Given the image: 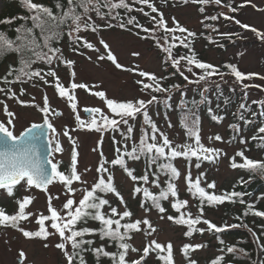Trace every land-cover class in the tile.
<instances>
[{"label":"rangeland","instance_id":"obj_1","mask_svg":"<svg viewBox=\"0 0 264 264\" xmlns=\"http://www.w3.org/2000/svg\"><path fill=\"white\" fill-rule=\"evenodd\" d=\"M112 2H118V0H112ZM243 3L244 0H222L221 5L212 3L203 5L205 11L201 12L199 10L201 5L192 2L184 4L183 0H167L166 2L164 0H155L156 8L160 12H163L170 27L173 26L172 18L175 17L182 26L197 34L193 38L194 45L202 50L206 62L215 65L218 71L223 74L222 79L221 76L214 75L208 78L207 81L195 83L198 79V74H202L203 70L193 66L192 72H188L185 63L181 61L180 67L177 70L180 73L183 72V75L179 78V81L183 85L175 93L174 98L179 100L184 94L193 95L197 93L196 96H199L200 93L205 95L207 92L210 96H215L216 93H219L217 91H222L229 95V97L236 98V103L238 104L236 106L240 107L241 104L245 105L242 108L244 115L248 116V111L252 108L260 119L255 125L245 130L242 127L244 121L240 122V130L233 137L232 132L236 129L230 126L234 123L231 115V112L235 108L234 104L221 120L211 121L204 112L203 120L199 128L201 143L206 147L222 149V154L213 160L193 157L190 166L187 165L186 160L182 158L177 159V164L181 169L178 185L180 191L188 201L184 209H187V211L194 215H196L197 209L193 204V199L190 195H185L186 189L188 188L186 182L188 173H191L192 179L199 177L202 186L208 187L209 184L215 182V188L210 189L217 193H225L239 175V170L231 167V158L239 149L246 147H250L249 154H258L254 143H264V141L259 139H253L254 136L258 135L257 129L264 126V115H260L264 111V108L258 103L264 101V79H261V77H264V41L258 38L251 30L242 29L240 25L235 24L232 20L225 19L221 15V13H225L229 16H234L242 23H248L264 31V0H251L249 4L241 7L240 5ZM228 4L237 7L238 11L232 13L229 7L226 6ZM3 9L4 1L0 0V14ZM151 14L152 16L158 15V13L153 12ZM213 15L218 16L219 19L215 21L205 19V17ZM113 20L116 21L115 18ZM205 24L211 25L212 27L206 28ZM133 25H129L131 28L124 29L120 28L119 24H115L113 27L99 26L96 32L90 29H82L80 33L74 34L94 44L99 49V52L81 46L83 41H80L79 44H74L73 40L70 39L65 44L62 49V55L66 60L70 59L75 61V82L78 84H86L90 89L77 88L72 90L78 100L76 110L70 107V102L66 97L62 98L58 95V91L54 85L45 83L27 85L26 94L20 95L18 98L19 100L28 102L26 105H21L17 99L5 97L4 100H0V121H6L7 119L3 111V104L7 103L9 110L16 113L14 133L19 134L31 125V123L42 121V115L36 105L43 106V98L47 95L51 108L63 113V115L51 117L56 133L59 134L57 138L64 148L62 153L53 152L52 159L55 162L59 161L64 164H71L73 146L69 139L63 135L64 129L67 128L71 137L76 140V150L79 153L77 157V170L82 174V180L86 182L84 184L74 182L72 185L76 189L74 196L68 193L67 188L59 182H54L49 185L47 193L35 187L26 190L24 182L15 188L13 196H9L5 190L0 189V203L6 204L12 213L18 211L17 202L24 196H32L34 198L32 203L26 208V212H31L33 215L29 216L28 220L21 221L20 227L30 231L38 229V214L43 213L44 215H49V194L53 197H59L58 199L52 200V206L60 210L63 215L64 210L62 209V205L66 202V199L71 197L78 202L82 198L81 189L91 186L97 180V168L100 163L104 162L101 158V151L107 161H112L119 147L127 148L143 134L142 125L145 123V120L140 117L139 121V114L134 119H129L127 125L121 123L115 132L110 129L98 132L88 130L87 128H80L75 118V114L78 112L84 121L88 122L91 120V115H85L83 112L85 107L100 108L104 114L109 116L113 115L110 109L107 108L106 101L94 95L93 93L95 92L103 91L106 93L108 99H115L117 101L148 100L151 98V91L144 89L142 84L137 83L139 80H144V82L149 81L148 78L141 77L139 71L155 73L157 77L163 76L167 69V56L156 43V39L153 36H150L141 28L133 27ZM153 27L155 25L151 19L149 28ZM213 29H217L218 31H213ZM220 33H232L234 35L229 38L227 36H221ZM164 35L162 30H157L154 33L155 38L159 39L160 44L167 46L168 42L164 40ZM176 35L179 36L181 34L177 32ZM100 39H103L109 44L118 62L124 65V69H117L107 59H97L99 55L105 54L106 52L99 42ZM74 48L78 50L74 51ZM137 52L140 55L134 56L133 53ZM88 57H91V59H88ZM54 62L53 66H55L60 82L70 89L73 79L71 72L73 69L63 62ZM229 64L237 66L243 73H258L259 75L251 79H245L243 82L237 81L234 75L231 74V69L227 67ZM133 69H136V71H133ZM185 76L188 77L187 80H185ZM244 85H249V87L245 88ZM167 97L165 95L164 99ZM221 103H224V101H221ZM212 105H214V101ZM150 106L151 109L153 108L152 111H154L153 113L157 120L159 130L168 136L169 140L173 142V145L194 143V138L189 139L186 131L180 129L175 112L165 117L161 109L155 111L156 104H150ZM252 117L253 115H250V118ZM97 119H99L98 114ZM133 123H135L134 131L129 134L127 131L129 128L128 125H132ZM138 125L140 127L139 131ZM54 135L56 134L50 132L51 138ZM216 135L221 136L222 140L209 139V137H215ZM101 139L102 144L99 143ZM157 139L158 141L160 140L159 135H157ZM242 139L246 143H241ZM199 160H201L200 163H198ZM197 164H199V167H197ZM105 166L114 176V183L124 198L123 202H121L119 198L111 194V199L116 198L118 200L121 210H125L130 205L134 213V219L142 220L146 218L151 221L152 226L156 229L152 232L146 225H141L142 230L134 234L133 243L136 248L141 250L143 246L152 240L162 245L171 242L174 248L176 263L187 264L181 251V246L186 240L183 227L171 223L165 213H160L155 210L148 212L140 208L137 204L138 197L134 192V181L122 169L116 167V165L107 163ZM85 169L88 171H85ZM222 213V208L212 209L204 216L208 220L220 222ZM161 217L164 218L162 219ZM48 223L50 221L46 222V224ZM203 226L206 227L207 225L203 223ZM49 231L51 232L52 229L49 228ZM210 237L209 232L206 231L202 236H195L193 238L194 242L203 243L204 245V247L196 249L192 253V257L199 264H202L217 252L215 240ZM58 242H60L58 235L50 236L47 241L40 238L29 239L24 237L16 228L10 226L1 227L0 264H66L64 254L55 247V244ZM45 243L49 245L47 248L44 247ZM21 251L25 253L26 258L20 257L19 254ZM138 254L139 252H134L132 256ZM149 264H155L153 256L150 257Z\"/></svg>","mask_w":264,"mask_h":264},{"label":"snow or ice","instance_id":"obj_2","mask_svg":"<svg viewBox=\"0 0 264 264\" xmlns=\"http://www.w3.org/2000/svg\"><path fill=\"white\" fill-rule=\"evenodd\" d=\"M166 2V0H165ZM189 2L201 5L200 11L204 12L205 9L203 5H208L210 3L215 5H221L222 0H183L184 4ZM251 0H244V3L240 6L243 7L249 4ZM25 7L31 13L27 17H20L24 20L25 23L21 24L15 28L17 33L15 39L7 37L4 32H0V56H3L8 53H17L19 55V67L10 68L9 73L4 77L0 78L5 84L13 82H23L25 78L32 80L38 78L45 84L53 83L55 89L58 91V95L62 98L66 97L70 102V107L73 110L77 109L78 100L77 97L73 94L72 90L77 88H84L90 90L89 86L86 84H78L75 82V70L74 65L75 61L70 59H65L62 55V50L59 47L53 46L55 42L59 41L62 36L65 34L63 29L68 28L67 35L73 40L74 44H79L80 41H83L81 46L86 47L87 49H93L99 52V49L95 47L94 44L87 41L78 34L81 30H91L96 32L98 25L92 21V17L89 15L90 12H95V14L101 18L111 17L119 19V12L116 13L115 17H112V10L124 8L125 10L131 11V5L127 0H118V2H112V0H104L101 4V0H66V5H62L59 0H57L56 8L60 9L59 13L53 11L52 8L41 4L35 3L33 0H22ZM139 3L148 5L151 8L153 13H158L151 17L155 27L153 28H144L143 25L135 23V17H129L125 22L119 23V27L124 29L127 25H132L135 23L137 28H143V30L148 33L150 36H153L156 39V43L162 48V51L167 56V61H170L171 65L179 69L181 61L185 63V67L188 72H192L193 66L195 68L201 69L202 74H198V79L195 83L200 81H207L208 78L219 75L221 79L223 74L220 73L217 67L211 63L202 61L197 58L194 49L190 54L184 56H174L173 48L178 46L177 41L180 46L186 48L191 47V41L189 38H195L196 33L190 31L188 28L182 26L175 17L172 18L173 26H169L168 21L165 19L163 12H160L152 0H139ZM229 7L232 13L238 11L237 7H233L231 4L226 5ZM106 7L109 9L107 13L101 12V8ZM143 11V9H140ZM227 20H232L235 24L240 25L242 29L251 30L258 38L264 41V31L252 26L248 23H242L239 19H236L234 16H229L225 13H221ZM205 19L218 20V16L205 17ZM14 22V18H5L0 20V23L11 24ZM30 22L31 26H28ZM108 27H112L109 23ZM206 28H211V25L205 24ZM38 30V31H37ZM157 30H162L164 32V40L166 42L171 38V42L165 45H161L159 39L155 38L154 33ZM213 31H218L213 29ZM179 32L181 35L177 36L176 33ZM186 34V35H185ZM139 35V33H137ZM221 36L232 37V33H220ZM238 35V34H237ZM211 39V38H209ZM100 44L106 50L105 54L99 55L98 60L107 59L111 61L117 69H124V65L120 64L117 60V57L111 51V48L107 42L103 39H100ZM47 49V51H44ZM74 51L78 49L74 48ZM134 56H139L140 54L133 53ZM243 55V53H241ZM91 59V57H88ZM37 61H43L47 65H53V62H63L70 68H72L71 77L72 82L70 89L65 87L61 82L60 78L56 73V70L52 67H49L47 72H43L41 69H33L32 65ZM231 69V74L234 75L237 81L243 82L245 79H251L252 77L258 76V73H243L237 66L229 64L227 65ZM136 71V69H133ZM183 75V72L180 73ZM14 76V81H9L8 76ZM139 75L144 78H148L151 83H145L144 80L137 81L138 84H142L143 88L146 90H151L156 93L161 92H170V88H165L161 81L164 77H157L155 73H150L147 71H139ZM48 77H52L53 80L49 81ZM185 80L188 79L187 76L184 77ZM264 79V77H261ZM179 85L173 84L171 88H179ZM245 88H248L249 85H244ZM23 91V90H21ZM0 92H3L9 98L17 99L21 105H26L28 102L19 100L16 96L15 91L10 89L0 88ZM94 95L103 98L106 101V106L110 109L112 116L106 115L100 108H86L91 115V120L86 122L81 119L79 113L75 114L76 121L78 122V127L87 128L88 130H95L98 132H103L107 130H112L115 132L121 123L127 125L129 119H134L137 114H142L145 122L151 126V134L145 131L139 140L138 144H133L131 150H127L123 153L117 149V157L112 161H107L103 157L101 151V158L104 161L100 163L97 172L98 178L91 185L86 188H82V198L77 202L74 198H67L66 202L62 205L64 210L63 215L61 211L52 206V200L58 199L59 197H53L51 194L48 195V211L49 215H44L43 213L38 214L37 224L38 229L35 231L26 230L23 227H20L21 221L28 220L29 216H32L33 213L26 212V208L32 203V196H24L20 199L18 203V211L15 214H7L3 208H0V226H10L12 228L18 229L22 235L26 238H40L44 241H47L48 238L52 235H58L59 241L55 244V247L59 249L66 259V264H86L83 253L89 251L85 245H92L94 242L92 240H86L84 237L88 234L98 232L101 239L107 238L118 244L117 252H108L103 246L92 248L91 251L96 255L97 259L100 256L110 257L114 264H141V262L150 254V251H167L166 256L160 257L166 261V264H174L173 254H172V244L169 242L166 246L158 243L155 240L150 241L142 250V255L139 256L136 260L129 261L127 259L128 252H140V249L133 247L129 242L131 240L132 232H139L142 230L141 225H146L148 229L154 232L156 229L152 226L151 221L148 219H137L131 222L121 223V220L124 218H129L133 215L130 210L125 209L122 213L118 212L117 208H111V214H106L103 209L104 206L109 205V200L103 198L102 195L98 193H112L114 194L121 202H123V196L117 190L114 183V176L109 172V169L105 166L107 163L112 165L121 166L126 174L133 181H144L148 182L149 176L147 174L142 176L134 175V170L127 167V162L125 157L138 160L141 156H144L148 161L155 164L161 158L167 160V163L159 165L161 171L165 174H170L169 181L167 182L166 189L162 190L159 195H155L150 192L147 188H141L139 186L134 188V192L139 194L143 193V196L146 200H151L152 206L158 209L160 213L166 212V209L162 206L161 201L167 199L169 195L175 197L176 202L172 204V207L176 208L179 212L178 217L168 216L167 219L172 220L180 225H187L188 231L185 233L187 236H191L195 231H200L203 233L205 229H197L195 226L203 222L207 225V230L213 231L215 233H222L230 228L237 227H247L245 224H228L224 223L223 225L218 226L210 220L204 219V204L207 205H218L223 204L225 201L236 202L234 198L243 197L244 193L232 191L231 193H224L217 195L215 193H209L201 186L199 177L194 181L189 172L186 177V182L188 184V191L197 196L200 201V206L198 208V215L193 217L191 212H181L180 209L187 206V200H180L177 185L174 183V179L178 178L180 173L179 170L171 163L172 160L178 157L191 158L196 157L200 159L201 157L204 160H213L219 157L222 154V149H217L214 147H206L201 143V137L199 135V128L196 126L198 121H192L191 126L187 123H184L188 119L187 116L182 118V123L187 130V136L189 139L194 138V143H186L183 145H173V142L169 140L168 136L161 132L155 123L151 120V117L148 115V105L158 102V97L152 95L150 99H138L135 101H117L115 99H108L106 93L103 91L95 92ZM203 96V94H202ZM206 97H203L201 102H205ZM34 103V101H33ZM195 103V102H193ZM257 103V102H254ZM264 108V101L258 102ZM39 112L42 115L43 123H31L23 132L19 135L14 134L15 129V119L16 113L10 111L7 103L3 104V111L6 114V121H0V189H3L7 192L9 196L14 195L15 186L19 185L21 182H24L26 190L35 187L41 189L47 193L48 186L54 182H59L63 184L68 193L75 194L76 189L72 187L74 182H80L82 184L86 183L82 180V174L77 170V157L79 153L76 150V140L71 137L67 128L64 129L63 135L66 136L71 142L72 155H71V165L70 169L65 172L60 170V162H53L51 154L49 156H42L39 141L46 135L44 126H47V129L51 133L56 134L48 140V145L51 152L62 153L64 151L63 146L60 143V140L57 138L59 135L56 133V129L51 120L52 116L63 115L62 112L58 110H53L49 104L47 95L43 98V106L36 105ZM241 108H244L245 105L241 104ZM211 112V109H209ZM97 114L99 119H97ZM264 115V111L260 113ZM118 117V119H117ZM214 120H221L222 117L213 116ZM243 119V116H241ZM251 123V121H246ZM233 129H237L238 125H231ZM132 128H128V133L132 132ZM257 136H254L253 139H259L264 141V126H261L257 129ZM157 135H159L160 140L157 141ZM209 139H215L217 141L222 140V137L216 135L215 137H209ZM102 144V139L99 142ZM241 143H246L245 140H241ZM54 145V147H53ZM95 150V149H94ZM236 156L241 158L240 163L236 162ZM236 156L232 157L231 167L233 168H243L254 175H259L264 178V160H254L245 155L243 150H240L236 153ZM50 165V167H49ZM199 167V164H197ZM85 171H88L85 169ZM107 174V176H105ZM158 182V178L157 181ZM241 183H248V181L241 180ZM209 188H215V182L208 185ZM240 203H244L243 199L239 200ZM248 210L245 212V215L248 214V211H252L254 206L248 205ZM145 211L150 212L151 208H146ZM254 215L264 218V211H253ZM118 217V218H114ZM162 219L164 217H161ZM88 220L98 221L100 227L98 229L89 228V227H77L78 224L84 223L87 224ZM50 223L46 224V222ZM49 228L52 231H49ZM123 229V231H122ZM251 231V229H249ZM254 237L259 240V237L253 233ZM221 244L224 243L223 240L220 241ZM69 245L71 246V251H69ZM47 243L44 244V247H48ZM204 247L202 244H185L183 246V253L185 256H188L190 250H195ZM261 249H264V245H260ZM221 252H224L225 249H221ZM227 253H237L238 251L243 253V249H237L234 245L228 246L226 248ZM21 258H26L23 251L20 252ZM224 257L223 255L213 259L210 264H221ZM188 264H197V261L189 259ZM259 264H264V261H260Z\"/></svg>","mask_w":264,"mask_h":264},{"label":"trees","instance_id":"obj_3","mask_svg":"<svg viewBox=\"0 0 264 264\" xmlns=\"http://www.w3.org/2000/svg\"><path fill=\"white\" fill-rule=\"evenodd\" d=\"M4 1V9L2 13L0 14V20H4L5 18H14V22L11 24H5V23H0V32H4L7 37L11 39H15L17 33L15 32V28L20 26L21 24H24L25 21L20 19V17H27L31 13L29 10L25 7L24 3H22V0H3ZM165 1V0H164ZM167 1V0H166ZM172 1V0H171ZM35 3H41L44 4L50 8L53 9L54 12L59 13L60 9L56 8L57 0H33ZM59 2L62 5H66V0H59ZM104 0H101V4H103ZM155 4V0H152ZM128 3L132 6L131 11L125 10L124 8H119V9H114L112 10L111 16L115 17L116 13L119 12L120 16L119 19H116V21L113 20L111 17H105L101 18L95 14V12H90L89 15L92 17V21L95 22L96 25L98 26H103V27H108L107 25L110 23L112 27L115 24H119L121 22H125L129 19V17H135V23H138L140 25H143L144 28H149V24L151 22V8L148 5H144L139 3V0H129ZM140 9H143V11H140ZM109 11L108 8L102 7L101 12L107 13ZM135 23L133 27L135 26ZM28 26L30 25V22H28ZM136 27V26H135ZM126 28H131V26L127 25ZM143 29V28H141ZM38 31V30H37ZM64 35L62 38L55 42L53 46L59 47L61 50L65 46L66 43L70 41V37L67 35L68 28L65 27L63 29ZM145 32V31H144ZM145 34V33H144ZM147 35V34H145ZM191 41V47L186 48L184 46H180L179 42L177 41L176 47L173 48V54L175 56H184L187 54H190L192 50L194 49V52L197 56L198 59L205 61L206 58L202 52L201 49H198L194 45L193 38H189ZM171 40L168 41L170 43ZM44 51H47V49H44ZM55 62H53L54 65ZM49 66L43 61H37L32 65L33 69H41L43 72H47L49 67H52L55 69V66ZM18 68L19 67V55L17 53H8L3 56H0V78L4 77L9 73L10 68ZM167 69L165 70L163 76L164 79L161 81L162 85L165 88H170V92H161V93H156L151 90L152 95H156L158 97V102H154L152 104H156L155 111L158 109H161L164 112L165 117H168V115L172 112H175L176 114V119L179 124L180 129L185 130L187 134V130L184 127V123H187L189 126H191L192 121H198L197 127L200 128L202 120H203V114L204 112L208 117L213 120V116H218V117H223L225 116L226 112L231 109L232 105H235L234 110L231 112L232 117H233V124L232 125H238V128L232 132V136L235 137L240 130L239 123L244 121L243 123V129H249L253 125H255L257 122L260 121L259 117H257V113L252 110V108L248 111V116L243 114L242 108L236 106L238 105L236 103V98L234 99L233 97H229V95L225 94L222 91H217L219 93H216L215 96H210L209 93L207 92L205 95L202 96L200 93L199 96H196L197 93L193 95H186L184 94L182 98L175 99V93L179 90L180 87H182L183 83L179 81V78L181 77L180 72L177 70V68L168 61L166 64ZM58 75V74H57ZM9 81H14V76L9 75L8 76ZM49 81H52V77H48ZM145 83H151V81H146ZM29 84H43L41 80L38 78L28 80L25 78L23 82H13V83H8L5 84L2 79H0V88H5V89H10L12 91H15L16 96L19 98L20 95H25L26 94V87ZM173 84L179 85V88H171ZM49 85H54L53 83H49ZM23 90V91H21ZM222 92V93H221ZM151 95V96H152ZM167 95L168 97L164 99V96ZM6 98H9V96H6L3 92H0V100H4ZM203 97H206L207 100L205 102H201ZM236 97V96H235ZM14 99V98H10ZM214 101V105H212V102ZM221 101H224V103H221ZM195 102V103H193ZM153 109V108H152ZM151 106L148 105L147 111L148 115L151 117V120L155 123V125L158 127L157 120L155 119L154 111H152ZM211 109V112L209 111ZM242 112V113H241ZM250 115H253L252 118H250ZM187 116L188 119L182 123V118ZM241 116H243V119H241ZM139 121L140 117L141 119L144 120V117L142 114L138 115ZM246 121H251V123H247ZM264 123V122H263ZM135 123L132 125L129 124L128 126L131 127L133 130L131 133H133L134 128H135ZM231 127V126H230ZM139 125H138V131H139ZM143 128V133L147 131L149 135L151 134V126L148 125L146 122L142 125ZM141 128V129H142ZM140 138L136 141L133 142L130 146L127 147V150H131L133 144H138ZM158 141V139H157ZM255 149L258 151V154L251 155L249 154L250 147L246 148H241L240 150H243L245 152V155L249 158H252L254 160H264V143H254ZM121 153L125 151L124 147H119L118 148ZM236 155V154H235ZM234 155V156H235ZM233 156V157H234ZM117 157H114V159ZM182 158L186 160V163L188 166H190V163L192 162V158H184V157H178L175 158L174 160L171 161V163L179 170V177L174 179V183L177 185L178 193H179V199L180 200H186L184 194L180 191L179 185H178V179L181 176V169L179 165L177 164V159ZM126 162H127V167L129 169L134 170V175L136 176H142L147 174L149 176V180L147 183L144 181H134V188L139 186L141 188H147L150 192H152L155 195H159V193L166 189L167 187V182L169 181L170 174H165V172L161 171L159 168L160 164L167 163L168 161L165 160L164 158H161L158 160L155 164L151 163L148 161L144 156H141L140 159L138 160H133L130 158L125 157ZM201 160L198 161L200 163ZM232 162V161H231ZM236 162L240 163L241 158L239 156H236ZM131 163V164H130ZM71 164H64L63 162H60V170L67 172L70 169ZM119 169H122L124 172L125 170L119 166L116 165ZM239 170V175L237 179L233 182V184L225 191V193H231L232 191L236 192H242L244 193L243 197L241 198H234L236 199V202H229L225 201L223 204H218V205H212L209 206L207 203L204 204V213L203 216L209 212L212 209H219L222 208L223 213L220 216L221 221L217 222L216 220H210L213 223L217 224L218 226L223 225L224 223L228 224H245L247 227H237V228H230L222 233H215L213 231L207 230V226H203V222H201L199 225H196L195 227L197 229L203 228L205 231L201 233L200 231H195L191 236L185 235V233L188 231V226L187 225H180L177 224L176 222L171 221V223L179 225L180 227H183L184 229V235H185V241L181 246V249H183V246L185 244H202L199 242H194L193 238L195 236H202L206 231L209 232V235L211 236L210 238L215 240V247L217 249V252L215 255L210 257L209 259H206L202 264H210V262L215 259L218 256L223 255L224 259L221 262V264H259L260 261H264V249H261L260 245H264V218L254 215L253 211H264V178L260 177L259 175H254L250 173L249 171L243 169V168H236ZM126 173V172H125ZM158 178V182L157 181ZM195 179H193L194 181ZM241 180L248 181V183H241ZM116 186V185H115ZM202 186V185H201ZM205 188L206 191L209 193H215L217 195H221L224 193H217L216 191L210 189L207 186H202ZM16 188V187H15ZM14 188V190H15ZM117 188V187H116ZM117 190L120 192L122 195L121 191L117 188ZM99 195H102L103 198L109 200V205L104 206L103 211L106 214L112 215L111 214V208L115 207L117 208L118 212L122 213L124 210L120 209L118 200L116 198L111 199L110 195L112 193H98ZM185 195H190L193 199V204L196 207V215L192 214L193 217L197 216L198 213V208L200 206V201L197 196L192 195L189 191L188 188L186 189V194ZM136 196L138 197V202L137 204L140 206L142 209L146 208H151V210H155L157 212L158 209L152 206L151 200H146L143 196V193H136ZM175 197H169L167 199H164L161 201L162 206L166 209L165 214L168 216H173V217H178L179 212H177L176 208L172 207V204L176 202ZM243 199L244 203H240L239 200ZM248 205H253L254 208L252 211H248V214L245 215V212L248 210L247 206ZM0 208H3L7 214H15L9 211V207L4 204L0 203ZM188 208V207H187ZM125 209L130 210L133 213L132 207L129 205ZM181 212H189L187 209L185 210L184 208L180 209ZM134 215V213H133ZM133 215L129 218H124L121 220V223H126V222H131L134 220H137L136 218H133ZM118 218V217H114ZM204 219H207V217L204 216ZM4 227V226H0ZM77 227H89V228H94L98 229L100 227V224L98 221L94 220H88L87 224L81 223L78 224ZM251 229V231L249 230ZM123 231V229H122ZM136 232L131 233V240L127 241L129 242L133 247L136 248V246L133 243L134 239V234ZM253 233L256 234V236L259 237V240H257ZM86 240H92L94 243L92 245H85L86 248L89 249V251H86L83 253L84 259L86 261V264H114L113 260L110 257L107 256H100L99 259H97L96 255L91 251L92 248L96 247H101L103 246L106 251L108 252H117L118 251V244L110 239L104 238L101 239L100 234L98 232H94L91 234H88L84 237ZM223 240L224 243L221 244L220 241ZM147 245V244H146ZM145 245V246H146ZM167 244H165L166 246ZM235 246L238 250L243 249L244 252H237V253H227L226 248L228 246ZM143 246V248L145 247ZM139 252L138 255L132 256L134 252L129 250L127 259L129 261L131 260H136L139 258L140 255H142V250ZM225 249L224 252H221V249ZM196 250V249H195ZM70 251H71V246H70ZM182 251V250H181ZM194 250H190L188 253V256H185L183 253L186 262L188 264L189 259L195 260L192 257V253ZM183 252V251H182ZM137 253V252H136ZM172 254H173V260L174 264L176 263L175 259V254H174V248L172 246ZM167 251H150V254L141 262V264H149L150 262V257H154V263L155 264H166V261L161 259L160 257L166 256ZM78 264V262H77ZM197 264L198 261H197Z\"/></svg>","mask_w":264,"mask_h":264},{"label":"water","instance_id":"obj_4","mask_svg":"<svg viewBox=\"0 0 264 264\" xmlns=\"http://www.w3.org/2000/svg\"><path fill=\"white\" fill-rule=\"evenodd\" d=\"M85 109L86 108H84L85 115H89V113L85 111ZM40 123H43V122H40ZM44 130L46 132V135L38 143H39V148H40L42 156H49V154H51L52 152L48 145V140L50 139V136H49V130L47 129L46 125L44 126Z\"/></svg>","mask_w":264,"mask_h":264}]
</instances>
